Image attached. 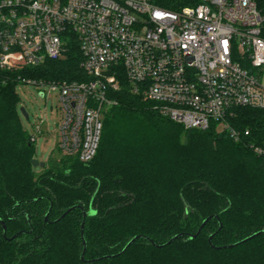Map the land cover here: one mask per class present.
<instances>
[{
    "label": "trees",
    "instance_id": "obj_1",
    "mask_svg": "<svg viewBox=\"0 0 264 264\" xmlns=\"http://www.w3.org/2000/svg\"><path fill=\"white\" fill-rule=\"evenodd\" d=\"M153 1L168 9L197 3ZM257 2L264 14V0ZM68 46L64 56L0 79V218L7 226L5 235L0 222V264H264V234L221 247L264 229V155L249 145L264 148V109L239 107L230 116L234 127L250 130L246 142L217 121L185 128L134 92L121 71L119 87L109 89L117 104L103 115L96 156L88 163L52 156L36 174L17 78L91 79L77 42ZM84 210L95 213L84 218ZM211 234L221 248L211 246Z\"/></svg>",
    "mask_w": 264,
    "mask_h": 264
},
{
    "label": "built area",
    "instance_id": "obj_2",
    "mask_svg": "<svg viewBox=\"0 0 264 264\" xmlns=\"http://www.w3.org/2000/svg\"><path fill=\"white\" fill-rule=\"evenodd\" d=\"M71 40L91 79L17 80L37 85L42 96L45 87L59 90L58 147L84 163L98 152L103 115L117 104L109 89L119 87L121 71L134 92L185 128L217 121L246 142L250 130L234 127L230 116L239 107L264 109V14L257 0H197L179 9L153 0H0V79L64 56ZM249 145L264 155L263 147Z\"/></svg>",
    "mask_w": 264,
    "mask_h": 264
},
{
    "label": "rangeland",
    "instance_id": "obj_3",
    "mask_svg": "<svg viewBox=\"0 0 264 264\" xmlns=\"http://www.w3.org/2000/svg\"><path fill=\"white\" fill-rule=\"evenodd\" d=\"M42 96L35 84L18 85L20 97L19 107H25L29 118L20 111L22 125L31 136H36L33 142L35 158L40 163H49L52 156L61 157L58 147V124L61 117L59 106V90L50 87L43 88ZM41 129L39 132L38 129ZM44 167L34 166L36 174L43 172Z\"/></svg>",
    "mask_w": 264,
    "mask_h": 264
},
{
    "label": "water",
    "instance_id": "obj_4",
    "mask_svg": "<svg viewBox=\"0 0 264 264\" xmlns=\"http://www.w3.org/2000/svg\"><path fill=\"white\" fill-rule=\"evenodd\" d=\"M111 73L112 72H110V71H108V72H105V74L106 75H111ZM41 95H43L42 93H41ZM20 111L22 112V114L26 117V118H29V114H28V112H27V110H26V108L25 107H20ZM42 166V167H44L45 166V163H40V162H38L37 160H36V158H34L33 159V166ZM75 208V206H72V207H70L63 215H65L67 212H69V211H71V210H73ZM95 213V211H93V210H91L90 212H88L87 210H84V218L88 215V214H94ZM48 217H49V212L46 214V221H48ZM212 218V216H208L203 222H202V224H201V226L199 227V229H198V231L195 233V234H191L189 237L190 238H196L198 235H199V233L201 232V230L203 229V227L209 222V220ZM0 222L2 223V225H3V228H4V234L6 235V232H7V226H6V222L2 219V218H0ZM83 228H84V220H83V222H82V238H83V243H84V249H83V253H82V258L84 259V255H85V250H86V240H85V237H84V232H83ZM261 234H264V229H262V230H259L258 232H256V233H254V234H252V235H249L248 237H246V238H244V239H242V240H240V241H238V242H235V243H232V244H227V245H224V246H221V247H224V248H228V247H234V246H236V245H238V244H240L241 242H244V241H247V240H249V239H252L253 237H255V236H257V235H261ZM183 234L181 233V234H177V235H175L174 237H172L170 240H168L165 244H156L154 241H151L153 244H156V245H158V246H164V245H166V244H169V243H171L174 239H176L177 237H179V236H182ZM16 235H14L13 237H15ZM213 236H214V234H211L210 236H209V242H210V244H211V246L213 247V248H221V247H218V246H216V245H214L213 243H212V239H213ZM141 237V235H136V236H134L127 244H126V246L123 248V250L121 251V253L122 252H124L130 245H132L134 242H135V240L136 239H138V238H140ZM118 254H112V255H106V256H104V257H114V256H117ZM96 259H93L92 261H95Z\"/></svg>",
    "mask_w": 264,
    "mask_h": 264
}]
</instances>
